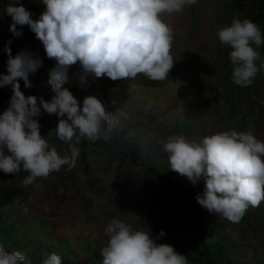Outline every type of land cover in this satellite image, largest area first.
<instances>
[{
    "label": "crops",
    "instance_id": "obj_1",
    "mask_svg": "<svg viewBox=\"0 0 264 264\" xmlns=\"http://www.w3.org/2000/svg\"><path fill=\"white\" fill-rule=\"evenodd\" d=\"M237 1L196 0L191 7L163 16L173 30L171 54L175 63L164 81H152L138 74L135 80L89 76L82 82L78 75L82 72L80 65L72 66L64 87L77 98L81 109L86 97L95 96L116 116L114 129L101 133L109 139L90 142L82 138L74 145L80 149L75 167L64 165L47 179L37 178L27 187L22 183L27 172L9 175L0 171V196L5 195L14 216L25 221L27 235L60 256L62 264H103L102 249L108 239L105 228L110 220H122L135 229L142 215L137 205L142 188L132 184L140 167L104 147V141L116 140L120 145L132 141L140 149H147L145 164L165 176V186L191 189V195L177 200L188 231H204L206 238L212 235L214 242L227 244L237 264H264V233L258 232L264 228V202L249 208L251 217L244 223H231L209 213L196 200L197 194L203 195L204 180L193 185L187 177L171 171L163 150V144L174 136L183 135L198 143L206 136L229 130L251 131L264 141V114L258 112V117V113H253L252 104L257 101L248 95V88L256 85L239 87L232 82L231 49L221 47L217 36L230 19L231 4ZM13 3L15 0H0V79L8 74L5 49L10 48L13 57L26 51L42 63L29 75L31 89L19 81L21 91L26 97L36 96L38 103L40 97L50 101L54 92L48 83L49 74L56 61L47 57L29 26H18L22 33L19 37L10 32L12 19L4 10ZM20 3L34 20L46 10L42 0ZM12 95L10 85L0 87V114L9 107ZM255 97L264 100L262 95ZM35 119L50 147H55L61 157L70 156L69 145L60 141L55 132L58 116L41 108V115ZM212 225L218 226L213 234Z\"/></svg>",
    "mask_w": 264,
    "mask_h": 264
},
{
    "label": "clouds",
    "instance_id": "obj_2",
    "mask_svg": "<svg viewBox=\"0 0 264 264\" xmlns=\"http://www.w3.org/2000/svg\"><path fill=\"white\" fill-rule=\"evenodd\" d=\"M42 4L46 10L37 20L20 0L4 10L12 19L10 32L19 37L18 26H29L47 57L56 61L48 81L54 95L50 101L40 97L38 103L36 96H25L19 81L31 89L29 75L42 62L26 51L13 57L11 49H5L8 74L0 79V87L10 85L13 95L0 115V171L9 175L27 172L22 181L26 187L37 178L47 179L64 165L75 167L80 149L74 145L82 138L108 140L109 136L101 133L111 132L118 123L114 113L95 96L86 97L81 109L77 98L64 87L69 69L79 64L82 82L89 76L135 80L138 74L164 81L175 63L171 54L173 30L163 16L191 7L196 0H42ZM217 36L221 47L231 49L232 82L239 87L251 86L257 74L264 72V58L257 51L264 46L261 27L250 19H233ZM41 108L58 116L55 132L69 145L70 156L61 157L42 137L35 119ZM163 150L171 171L187 177L193 185L204 180L203 195L197 194L196 200L209 213L239 223L250 207L264 202V141L251 131H223L198 143L183 135L174 136L163 144ZM105 235L103 264H188L187 256L173 246L156 243L150 229L135 230L113 218ZM164 236L161 231L157 239ZM0 264H26V256L0 246ZM43 264H62L61 257L53 253Z\"/></svg>",
    "mask_w": 264,
    "mask_h": 264
},
{
    "label": "trees",
    "instance_id": "obj_3",
    "mask_svg": "<svg viewBox=\"0 0 264 264\" xmlns=\"http://www.w3.org/2000/svg\"><path fill=\"white\" fill-rule=\"evenodd\" d=\"M230 8L231 15L226 26H230L233 19H250L264 33V0H252L251 3L248 0H238ZM104 147L114 156L128 158L133 165L140 167L132 181L133 185L138 184L142 188L141 198L137 200L142 215L137 220L135 229L148 227L156 243L165 244L169 241L178 253L187 256L188 264H237L230 255L227 244L197 242L184 227L177 199L184 200L191 195L192 191L188 186H165V176L157 174L152 165L145 164V156L148 154L141 156V149L135 142L126 141L120 145L117 140L104 141ZM13 227L14 222L9 221L7 215L0 210V246L9 252L19 251L25 254L26 264H43L52 253L41 245L27 248L28 242L20 239ZM161 231L165 236L157 239Z\"/></svg>",
    "mask_w": 264,
    "mask_h": 264
},
{
    "label": "rangeland",
    "instance_id": "obj_4",
    "mask_svg": "<svg viewBox=\"0 0 264 264\" xmlns=\"http://www.w3.org/2000/svg\"><path fill=\"white\" fill-rule=\"evenodd\" d=\"M252 0H248L249 3H251ZM257 51H259L261 53L262 58H264V46H261L259 49H257ZM256 85L254 88H248V95H252L253 101H257V103H254L252 105H254V109H253V113H258V112H262V114H264V100L263 99H259L256 98L255 95L260 96L262 95L264 97V72L258 73L255 81L253 83V86ZM262 101V103H261ZM3 113H1L0 115H2ZM258 117H261V115L258 113ZM147 149H141L142 151H145ZM9 154L7 152V150L5 149V154ZM144 155V154H143ZM141 153V156H143ZM5 194V193H2ZM178 200V199H177ZM7 198L6 196H0V210L2 212H4L7 217L9 218V221L14 222V230H15V234L18 235V237H20V239H22L24 242H28V246L27 248H32L33 246H40V241H38L37 239H32L31 237H29L27 235V233L25 232V228L27 226V224H24L25 221H23L20 217L18 216H14L12 210L9 208V206L6 204ZM250 209H248L247 213L245 214V216L242 218V220L239 223H244L246 222L248 219H250L251 217V213L249 212ZM258 216V215H257ZM208 220V219H205ZM217 223L216 221H213V224ZM191 228V227H190ZM218 228V226L216 225H212L211 228V234H213V232L216 231V229ZM194 229L190 230V233L192 234V236L194 237V239L197 242H206V243H213L214 241V236L211 235L210 238H206V234L204 231L201 232H197V231H193ZM200 230V229H197ZM260 233H264V228H260L258 229ZM167 236V235H166ZM169 236V234H168ZM172 236V235H171ZM165 244H169L171 245V243L169 241H166ZM35 248V247H34ZM48 249V248H47ZM50 251V250H49ZM52 253V252H51Z\"/></svg>",
    "mask_w": 264,
    "mask_h": 264
},
{
    "label": "built area",
    "instance_id": "obj_5",
    "mask_svg": "<svg viewBox=\"0 0 264 264\" xmlns=\"http://www.w3.org/2000/svg\"><path fill=\"white\" fill-rule=\"evenodd\" d=\"M141 153H142V155H143V154L146 155V154L148 153V151L145 150V151H142ZM144 155H143V156H144Z\"/></svg>",
    "mask_w": 264,
    "mask_h": 264
}]
</instances>
